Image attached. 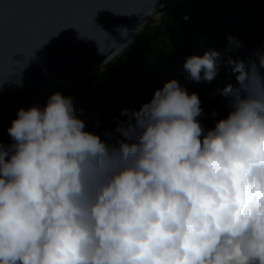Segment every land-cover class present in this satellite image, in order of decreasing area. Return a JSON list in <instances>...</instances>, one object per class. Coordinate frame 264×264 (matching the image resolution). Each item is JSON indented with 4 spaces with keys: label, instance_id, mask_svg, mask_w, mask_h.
<instances>
[{
    "label": "clouds",
    "instance_id": "obj_1",
    "mask_svg": "<svg viewBox=\"0 0 264 264\" xmlns=\"http://www.w3.org/2000/svg\"><path fill=\"white\" fill-rule=\"evenodd\" d=\"M219 56L186 58L187 78L211 82ZM230 63L240 88L209 130L176 80L122 112L118 146L59 92L18 109L0 144V264H264V82Z\"/></svg>",
    "mask_w": 264,
    "mask_h": 264
},
{
    "label": "trees",
    "instance_id": "obj_2",
    "mask_svg": "<svg viewBox=\"0 0 264 264\" xmlns=\"http://www.w3.org/2000/svg\"><path fill=\"white\" fill-rule=\"evenodd\" d=\"M160 14L128 53L105 71L76 84V90L70 89L84 130L108 144L117 145L122 139L116 129L129 120L122 112L138 111L171 80L198 95L202 109L198 120L206 130L213 129L232 110V97L221 94L225 86L240 88L230 61H242L246 70L255 64L264 82V67L260 66L264 56V0H176ZM211 51L220 54L215 78L211 82L188 79L183 68L186 58Z\"/></svg>",
    "mask_w": 264,
    "mask_h": 264
},
{
    "label": "water",
    "instance_id": "obj_3",
    "mask_svg": "<svg viewBox=\"0 0 264 264\" xmlns=\"http://www.w3.org/2000/svg\"><path fill=\"white\" fill-rule=\"evenodd\" d=\"M176 0H0V144L17 110L109 68Z\"/></svg>",
    "mask_w": 264,
    "mask_h": 264
},
{
    "label": "rangeland",
    "instance_id": "obj_4",
    "mask_svg": "<svg viewBox=\"0 0 264 264\" xmlns=\"http://www.w3.org/2000/svg\"><path fill=\"white\" fill-rule=\"evenodd\" d=\"M154 21H158V20H154ZM153 22V21H152ZM75 85L71 86V87H68L66 89H63L61 91L59 90H56L58 91L62 96H65V97H71L73 99V103L75 102V98L73 97V95L70 94V89L71 88H74ZM75 89V88H74ZM76 90V89H75Z\"/></svg>",
    "mask_w": 264,
    "mask_h": 264
}]
</instances>
